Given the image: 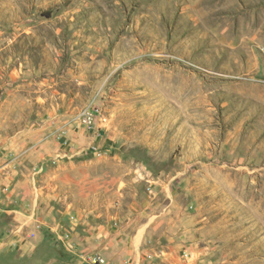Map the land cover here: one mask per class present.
Segmentation results:
<instances>
[{"label":"rangeland","instance_id":"obj_1","mask_svg":"<svg viewBox=\"0 0 264 264\" xmlns=\"http://www.w3.org/2000/svg\"><path fill=\"white\" fill-rule=\"evenodd\" d=\"M96 257L264 264V0H0V264Z\"/></svg>","mask_w":264,"mask_h":264},{"label":"crops","instance_id":"obj_2","mask_svg":"<svg viewBox=\"0 0 264 264\" xmlns=\"http://www.w3.org/2000/svg\"><path fill=\"white\" fill-rule=\"evenodd\" d=\"M72 203H74V202H72ZM72 203H67V205L68 206H71ZM72 205H73V208L71 209V211L68 210V209H66V211L59 212V213L56 212V214L59 215V214L62 213L63 214V217H65L66 214L69 212V217L73 218V220H75V221L78 220V219L79 220L80 219H84L85 222L88 221L86 223L87 226L85 227V229H84V231L82 232L81 235H77L78 234L77 232L76 233H73V235L76 238H77V236L80 237V238H84V239L98 238V239H100L99 242L100 241H104L105 236H107L105 234V232L104 233H103V231L102 232H99V230L97 229V227H92L91 226V223L97 221V220L94 219V217H97L98 218V216L100 214H102V213L99 214L97 210L91 209V207L93 205H90V204L88 205L87 203L85 205H83V207L82 206L80 207L76 203H75V205L74 204H72ZM88 223H90V225ZM102 229H105V228H102ZM97 231H98V233H97ZM100 244H98V247L100 248V254H101V252H103V249L101 248ZM82 251L84 252V250H82ZM82 254H84V253H82Z\"/></svg>","mask_w":264,"mask_h":264},{"label":"built area","instance_id":"obj_3","mask_svg":"<svg viewBox=\"0 0 264 264\" xmlns=\"http://www.w3.org/2000/svg\"><path fill=\"white\" fill-rule=\"evenodd\" d=\"M94 260H95V262H98L100 264H103V262H104V260L101 257H96Z\"/></svg>","mask_w":264,"mask_h":264}]
</instances>
